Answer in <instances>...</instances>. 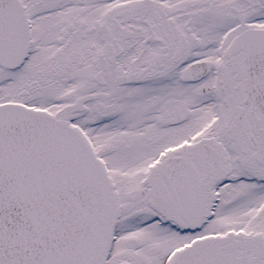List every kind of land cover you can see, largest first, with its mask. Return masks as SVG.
Masks as SVG:
<instances>
[{
	"label": "snow or ice",
	"instance_id": "obj_1",
	"mask_svg": "<svg viewBox=\"0 0 264 264\" xmlns=\"http://www.w3.org/2000/svg\"><path fill=\"white\" fill-rule=\"evenodd\" d=\"M0 264H264V0H0Z\"/></svg>",
	"mask_w": 264,
	"mask_h": 264
}]
</instances>
